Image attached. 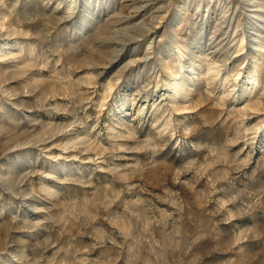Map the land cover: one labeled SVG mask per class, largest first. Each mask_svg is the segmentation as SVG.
I'll return each instance as SVG.
<instances>
[{"label":"rangeland","instance_id":"374dc122","mask_svg":"<svg viewBox=\"0 0 264 264\" xmlns=\"http://www.w3.org/2000/svg\"><path fill=\"white\" fill-rule=\"evenodd\" d=\"M0 264H264V0H0Z\"/></svg>","mask_w":264,"mask_h":264},{"label":"bare ground","instance_id":"6f19581e","mask_svg":"<svg viewBox=\"0 0 264 264\" xmlns=\"http://www.w3.org/2000/svg\"><path fill=\"white\" fill-rule=\"evenodd\" d=\"M243 42H244V40H243ZM253 79V78H252ZM182 84V83H181ZM180 85V84H179ZM178 86V85H177ZM175 87V86H174ZM250 93V92H249ZM176 94V93H175ZM260 99V98H259ZM262 99V98H261ZM253 110V109H252Z\"/></svg>","mask_w":264,"mask_h":264}]
</instances>
